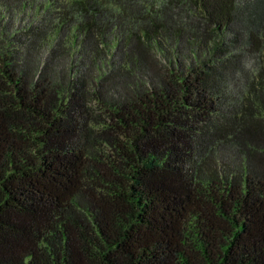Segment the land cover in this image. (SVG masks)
Instances as JSON below:
<instances>
[{
	"label": "trees",
	"instance_id": "trees-1",
	"mask_svg": "<svg viewBox=\"0 0 264 264\" xmlns=\"http://www.w3.org/2000/svg\"><path fill=\"white\" fill-rule=\"evenodd\" d=\"M0 264H264V0H0Z\"/></svg>",
	"mask_w": 264,
	"mask_h": 264
},
{
	"label": "rangeland",
	"instance_id": "rangeland-1",
	"mask_svg": "<svg viewBox=\"0 0 264 264\" xmlns=\"http://www.w3.org/2000/svg\"><path fill=\"white\" fill-rule=\"evenodd\" d=\"M247 5L249 6V5H251V3L250 2H248L247 3ZM256 11H258V10H256ZM244 18H248L247 16H244L243 17V19ZM251 19H256L255 17H250ZM245 20V19H244ZM246 21H248L247 19L244 21V23H246ZM248 23V25H252V23L249 21V22H247ZM185 45L182 47V49H183V51L185 52L186 50H185ZM248 56V55H247ZM247 64H249V62L247 61ZM228 87H227V89H226V91L225 92H227V94H230V96H231V98L232 99H236V98H238V90H239V88H241V86H242V83L240 82V80H239V78H238V76H234L233 78H231V79H229V81H228V85H227Z\"/></svg>",
	"mask_w": 264,
	"mask_h": 264
}]
</instances>
